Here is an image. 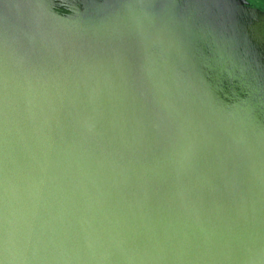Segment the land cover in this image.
Listing matches in <instances>:
<instances>
[{"label": "water", "instance_id": "1", "mask_svg": "<svg viewBox=\"0 0 264 264\" xmlns=\"http://www.w3.org/2000/svg\"><path fill=\"white\" fill-rule=\"evenodd\" d=\"M0 264H264V10L0 0Z\"/></svg>", "mask_w": 264, "mask_h": 264}, {"label": "trees", "instance_id": "2", "mask_svg": "<svg viewBox=\"0 0 264 264\" xmlns=\"http://www.w3.org/2000/svg\"><path fill=\"white\" fill-rule=\"evenodd\" d=\"M248 2L252 7L264 10V0H248Z\"/></svg>", "mask_w": 264, "mask_h": 264}, {"label": "flooded vegetation", "instance_id": "3", "mask_svg": "<svg viewBox=\"0 0 264 264\" xmlns=\"http://www.w3.org/2000/svg\"><path fill=\"white\" fill-rule=\"evenodd\" d=\"M250 3V2H249ZM251 5V4H250Z\"/></svg>", "mask_w": 264, "mask_h": 264}]
</instances>
